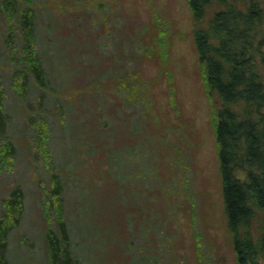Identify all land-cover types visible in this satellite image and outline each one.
<instances>
[{"label":"rangeland","instance_id":"obj_1","mask_svg":"<svg viewBox=\"0 0 264 264\" xmlns=\"http://www.w3.org/2000/svg\"><path fill=\"white\" fill-rule=\"evenodd\" d=\"M191 28L187 0H0V218L22 197L13 264H49L59 220L79 264H236Z\"/></svg>","mask_w":264,"mask_h":264},{"label":"trees","instance_id":"obj_2","mask_svg":"<svg viewBox=\"0 0 264 264\" xmlns=\"http://www.w3.org/2000/svg\"><path fill=\"white\" fill-rule=\"evenodd\" d=\"M187 3L197 61L205 88L215 100L223 212L236 264H260L258 258H264V7L261 0ZM18 18L25 35L32 37L33 11L28 8ZM32 48L31 43L26 46L27 73L44 84V69ZM5 125L0 90V134ZM52 192L59 194V187ZM21 199L19 190H13L0 218V264H13L7 254V236L12 225L19 223ZM56 227V233L52 228L46 232L49 264H79L70 251L65 220ZM136 259L133 256L130 264H137Z\"/></svg>","mask_w":264,"mask_h":264}]
</instances>
